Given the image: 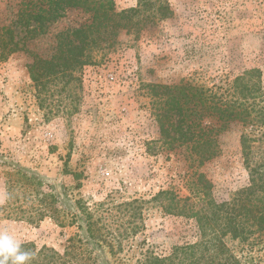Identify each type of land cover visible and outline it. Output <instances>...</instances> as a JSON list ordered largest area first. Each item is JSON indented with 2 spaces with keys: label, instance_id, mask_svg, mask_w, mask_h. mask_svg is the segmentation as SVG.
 <instances>
[{
  "label": "rangeland",
  "instance_id": "rangeland-1",
  "mask_svg": "<svg viewBox=\"0 0 264 264\" xmlns=\"http://www.w3.org/2000/svg\"><path fill=\"white\" fill-rule=\"evenodd\" d=\"M29 1L0 0V40L8 27L21 45L29 41L34 52L50 54L58 31L86 20L68 12L47 35L30 40L18 17ZM115 1L117 11L139 2ZM168 1L171 19L140 37L122 32L112 49L94 54V63L44 85L30 79L27 53L5 60L0 49V230L21 246L63 252L78 232L60 226L66 213L45 198L55 188L72 202L81 200L101 219L103 232L112 233L120 250L109 255L113 264H137L147 250L168 256L197 237L191 221L166 215L152 201L161 190L188 196V181L204 174L223 201L248 184L241 125L220 131L214 121L220 154L200 167L186 149H162L159 116L165 107L151 88L190 82L223 92L236 78L258 71L253 83L264 105V0ZM263 157L264 136L249 153L253 162ZM134 201L137 215L121 206ZM254 256L264 264V242Z\"/></svg>",
  "mask_w": 264,
  "mask_h": 264
},
{
  "label": "trees",
  "instance_id": "trees-1",
  "mask_svg": "<svg viewBox=\"0 0 264 264\" xmlns=\"http://www.w3.org/2000/svg\"><path fill=\"white\" fill-rule=\"evenodd\" d=\"M33 3L26 2V8L18 13L19 25L30 34V40L47 35L54 23L68 12L86 16L85 22L77 27L57 32L50 54L34 52L28 48L29 41L21 45L11 28H3L7 35L0 40L3 58L6 60L7 54L27 53L32 61L27 66L30 79L38 86L94 63V54L112 49L122 32L140 37L149 27L174 15L168 0H139L137 7L123 11H117L115 0H36ZM257 73L250 71L236 78L223 92L219 88L214 92L193 86L190 82L152 86L154 96L160 97L159 103L165 107L159 116L162 149H186L191 160L201 167L220 154L214 121L220 123V131L241 125L240 144L249 179L245 187L223 201L215 198L213 184L204 174L188 181V196L161 190L152 201L166 215L191 221L197 241L174 247L168 256L147 250L137 264H261L254 252L264 242V157L257 162L249 158L253 144L261 142L264 136V105L257 100L261 88L253 83ZM23 175L42 186L34 175ZM45 198L66 213L62 221L54 218L61 221L60 226L73 227L78 232L68 239L63 252L47 246L38 248L31 243L22 245L23 251L32 254L27 264H113L109 255L120 250L115 251L112 233L103 232L99 227L101 219L95 213L81 200L72 202L67 194L55 188ZM136 203L121 206L133 208L137 215Z\"/></svg>",
  "mask_w": 264,
  "mask_h": 264
},
{
  "label": "clouds",
  "instance_id": "clouds-1",
  "mask_svg": "<svg viewBox=\"0 0 264 264\" xmlns=\"http://www.w3.org/2000/svg\"><path fill=\"white\" fill-rule=\"evenodd\" d=\"M32 254L21 249L20 241L7 230H0V264H27Z\"/></svg>",
  "mask_w": 264,
  "mask_h": 264
}]
</instances>
